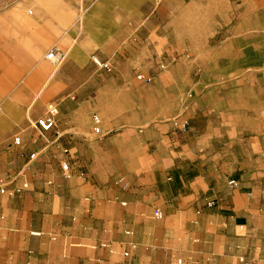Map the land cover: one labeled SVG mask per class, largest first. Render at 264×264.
<instances>
[{
    "label": "crops",
    "instance_id": "obj_1",
    "mask_svg": "<svg viewBox=\"0 0 264 264\" xmlns=\"http://www.w3.org/2000/svg\"><path fill=\"white\" fill-rule=\"evenodd\" d=\"M159 5L27 0L32 12H0V264H264V76L218 82L212 103L199 93L137 108L147 98L131 74L150 43L138 31L163 30ZM165 79L154 100H169ZM108 100L134 107L94 134Z\"/></svg>",
    "mask_w": 264,
    "mask_h": 264
},
{
    "label": "rangeland",
    "instance_id": "obj_2",
    "mask_svg": "<svg viewBox=\"0 0 264 264\" xmlns=\"http://www.w3.org/2000/svg\"><path fill=\"white\" fill-rule=\"evenodd\" d=\"M25 1L0 0V12L19 9L25 13L32 12L31 8H24ZM153 1L154 5L160 4L158 10L163 12V16L168 15V20L163 30L156 31V37L148 38L145 28L138 31L141 34L138 44L150 43L131 74L133 81L143 88L139 92L140 97L147 98L137 108L158 113L179 103L189 106L196 103L194 99L200 98L199 93L208 97L206 103H212L215 101L208 100H215L216 93H223L227 87L217 85L218 82L241 76H264V0H200L196 5L191 0ZM92 56L101 60L92 53L88 55L90 63ZM108 62L112 67L109 73L94 68L104 75H111L113 64ZM137 76L148 82L137 80ZM157 77L166 78L168 101L154 100L155 92L150 88ZM198 81L202 84L201 92L193 89V84ZM149 98H153L152 101H148ZM104 106L105 116L97 112L90 116L92 129L93 116L99 120L101 117L103 122H111L113 113L126 112L134 107V103L108 100Z\"/></svg>",
    "mask_w": 264,
    "mask_h": 264
},
{
    "label": "built area",
    "instance_id": "obj_3",
    "mask_svg": "<svg viewBox=\"0 0 264 264\" xmlns=\"http://www.w3.org/2000/svg\"><path fill=\"white\" fill-rule=\"evenodd\" d=\"M46 58L48 60H50L52 63L54 64H58L60 62V56H57L55 54V52H49L46 56ZM91 63L92 65L98 70V71H103L106 73H109L112 71V67L110 65V63L108 61H102L99 60L97 57L92 56L91 57ZM137 80L139 81H143L145 83H147L148 81L145 80L142 76H137L136 77ZM54 109L53 108H49L48 109V115L46 117L40 118L38 120L35 121V127L41 132V133H45L48 132L53 126H54ZM92 123L94 125L92 131L94 134H99L100 133V120L97 116H93L92 117ZM19 138H14L13 139V144L14 145H19ZM61 169L63 172H66L67 170V165L66 164H62L61 165ZM234 181H229V186L232 187L234 185ZM0 193H3V190L0 189ZM208 205H213V202L208 203ZM154 218L158 219L161 217L160 212L159 211H155Z\"/></svg>",
    "mask_w": 264,
    "mask_h": 264
}]
</instances>
